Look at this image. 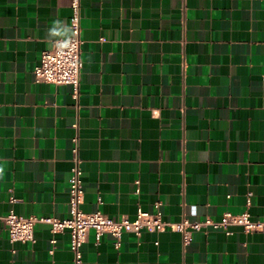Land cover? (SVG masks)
Here are the masks:
<instances>
[{"label":"crops","instance_id":"crops-1","mask_svg":"<svg viewBox=\"0 0 264 264\" xmlns=\"http://www.w3.org/2000/svg\"><path fill=\"white\" fill-rule=\"evenodd\" d=\"M79 96L33 68L70 0H0V216L69 217L77 139L80 206L113 220L138 211L203 221L264 218V0H80ZM202 228L89 231L82 264H264V233ZM55 240V243H52ZM0 264H74L67 231L37 223Z\"/></svg>","mask_w":264,"mask_h":264},{"label":"built area","instance_id":"built-area-1","mask_svg":"<svg viewBox=\"0 0 264 264\" xmlns=\"http://www.w3.org/2000/svg\"><path fill=\"white\" fill-rule=\"evenodd\" d=\"M71 15L69 19L70 35L60 38L51 44V47L42 51L39 63L33 68L34 80L38 83L54 85H70L73 88L74 98L79 96L80 75L82 70L81 60V12L80 0H70ZM72 167L70 169L68 204L69 217L56 219L52 217H23L8 213L0 216V224H3L8 234L10 243L34 242V227L37 223H45L50 226L53 234L67 231L70 235V251L74 264H82L81 247L87 241L89 231H93L98 240L102 234L111 235L115 247H119L120 238L124 233L140 236L143 231L159 233L166 229L177 232L182 236L183 245L190 241V233L202 228L222 230L230 235L231 227H241L245 233H264V218L253 220L245 212L240 215L225 213L221 219L214 221L206 218L203 221H190L183 218L178 222H168L162 218L159 211V203H155L153 214L138 211L133 219L122 217L118 220L95 212L84 213L80 206L83 201V183L79 168L77 139H73ZM55 243V240H52Z\"/></svg>","mask_w":264,"mask_h":264},{"label":"clouds","instance_id":"clouds-1","mask_svg":"<svg viewBox=\"0 0 264 264\" xmlns=\"http://www.w3.org/2000/svg\"><path fill=\"white\" fill-rule=\"evenodd\" d=\"M69 29L61 27V21L57 20L55 25L50 29V35L52 36H66ZM3 173V169H0V174Z\"/></svg>","mask_w":264,"mask_h":264}]
</instances>
